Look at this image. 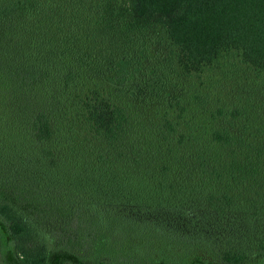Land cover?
<instances>
[{
    "label": "trees",
    "instance_id": "obj_1",
    "mask_svg": "<svg viewBox=\"0 0 264 264\" xmlns=\"http://www.w3.org/2000/svg\"><path fill=\"white\" fill-rule=\"evenodd\" d=\"M0 264H264V0H0Z\"/></svg>",
    "mask_w": 264,
    "mask_h": 264
}]
</instances>
